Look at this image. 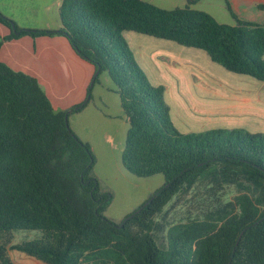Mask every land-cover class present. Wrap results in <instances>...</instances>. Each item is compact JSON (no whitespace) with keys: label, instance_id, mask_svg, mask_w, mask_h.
Masks as SVG:
<instances>
[{"label":"trees","instance_id":"obj_1","mask_svg":"<svg viewBox=\"0 0 264 264\" xmlns=\"http://www.w3.org/2000/svg\"><path fill=\"white\" fill-rule=\"evenodd\" d=\"M199 1L164 9L144 0H63L59 30L23 29L0 13L11 31L0 41L63 35L100 69L94 85L107 73L129 123L124 167L137 177H165L123 222L108 219L111 196L93 175L92 148L66 120L91 102L92 86L84 102L57 111L36 78L0 60V264H12L9 251L45 264H264V133L180 132L165 88L150 83L124 36L202 50L227 71L264 82V22L232 12L236 25L220 23L192 8ZM196 187L214 197L199 215L158 220L176 196ZM227 187L237 195L225 202ZM16 232L39 237L13 244Z\"/></svg>","mask_w":264,"mask_h":264},{"label":"crops","instance_id":"obj_2","mask_svg":"<svg viewBox=\"0 0 264 264\" xmlns=\"http://www.w3.org/2000/svg\"><path fill=\"white\" fill-rule=\"evenodd\" d=\"M62 1L0 0V13L24 29L29 28L27 26L31 24L42 23L52 13V9H57L60 27L53 30H59L62 25L60 18ZM201 1L203 0L192 7H197ZM211 1H213L211 8L220 6L230 16L231 23L224 24H237L232 12L242 21L258 24L264 22V0ZM20 10L25 12L19 13ZM41 28L46 27L35 29L52 30ZM10 33V29L0 23L1 38ZM126 40L150 83L165 88V99L171 109V118L180 132L198 133L212 129H245L252 132L254 128L263 127L258 124L260 121L262 123V120L255 122L257 116L255 101L248 94L249 90H245L249 85L255 86V82L249 80L252 77L234 76L239 74H226L223 70L219 73L203 74L199 72L202 71L199 62L202 59L206 62L207 58L202 50L184 47L172 41L140 33ZM0 60L15 71L36 78L57 111L69 110L84 102L96 74L95 67L80 58L63 35L37 38L24 36L9 41L1 39ZM104 91L105 94H99L98 101L104 109L109 110L114 103L116 104L113 97L118 94L113 88H105ZM89 105L90 103L85 109ZM93 105L97 108L95 104ZM119 105L122 107L121 101ZM83 111L74 113L69 118ZM101 113L104 117H109L110 121L118 119L103 110ZM118 117L119 120L128 123L124 111L123 116L120 117L119 114ZM15 264L45 263L33 257L19 256V261Z\"/></svg>","mask_w":264,"mask_h":264},{"label":"rangeland","instance_id":"obj_3","mask_svg":"<svg viewBox=\"0 0 264 264\" xmlns=\"http://www.w3.org/2000/svg\"><path fill=\"white\" fill-rule=\"evenodd\" d=\"M150 2L158 7L164 9H175L186 7V0H144ZM211 0H203L201 3L194 7L198 10H207L212 13L214 17L220 22H230L231 18L226 11L220 6L213 9ZM220 4V3H219ZM222 7H224L223 3ZM193 8V7H192ZM20 12H25L20 10ZM57 9H52V13L43 20L42 23L31 24L24 28L28 30H36V27H46L41 29H56L60 27L59 18H57ZM26 27V26H25ZM138 33L128 32L125 33V38L130 39V36H137ZM146 36V35H145ZM171 42V41H170ZM206 62L200 60L202 66L201 73H219L220 70L229 73L221 65L211 61L206 52ZM211 66H214L213 68ZM204 68V69H203ZM240 76V75H234ZM249 78V77H248ZM255 82V86H247L245 90H249L250 97L255 101L256 105V118L255 122L263 127L254 128L251 133H264V82L249 78ZM105 88H114V83L107 73H102L99 76V82L92 88V99L90 105L81 114L74 115L69 118L70 127L73 132L85 143L89 144L95 156L96 163L93 168V175L98 179L100 189L111 196V203L105 211V216L113 222L120 224L125 217L136 210L151 195L163 187L165 177L163 175H156L153 177L143 178L131 174L123 165L122 151L126 142L129 125L127 122L119 120L123 116L122 107L119 105L121 99L119 96H114V106L112 105L109 110L104 109L101 102L98 101L99 94L104 93ZM118 100V101H117ZM118 103V104H117ZM95 104L97 108L93 105ZM214 106V105H213ZM110 114L114 119L109 120V117H104L101 111ZM228 110V109H227ZM226 110V112H227ZM237 195L235 187H227L222 191V199L227 202L232 200ZM214 197H210L206 192V188H194L188 195H178L172 202H170L164 211L158 217V220L167 222H180L186 221L189 211L193 212V216L199 215L200 208L203 204H208ZM39 237L38 232H16L13 234V244L21 243L24 241L33 240ZM8 258L12 264L19 261V256H26L23 253L16 251H9Z\"/></svg>","mask_w":264,"mask_h":264},{"label":"water","instance_id":"obj_4","mask_svg":"<svg viewBox=\"0 0 264 264\" xmlns=\"http://www.w3.org/2000/svg\"><path fill=\"white\" fill-rule=\"evenodd\" d=\"M99 72H100V69H98V71H97L96 74H95V77H94L93 82H92V86L94 85V83H95V79L98 77ZM68 119H69L68 116H66V120H67V122L69 121ZM151 200H152V199H150L148 202H146L145 206H146ZM143 207H144V206H143ZM141 209H142V208H140V209L138 210V212H140ZM131 217H132V216H131ZM131 217H130V218H131ZM128 219H129V218H127L125 221H127Z\"/></svg>","mask_w":264,"mask_h":264}]
</instances>
